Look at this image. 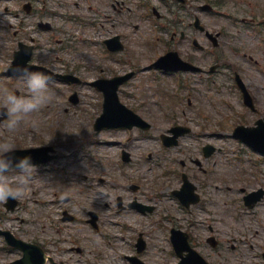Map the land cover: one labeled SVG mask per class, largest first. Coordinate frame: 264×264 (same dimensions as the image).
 <instances>
[{"label": "rangeland", "instance_id": "rangeland-1", "mask_svg": "<svg viewBox=\"0 0 264 264\" xmlns=\"http://www.w3.org/2000/svg\"><path fill=\"white\" fill-rule=\"evenodd\" d=\"M26 1L0 0V65L8 64L11 49L20 38L27 42L31 41L32 35L42 44V48L36 51V54L40 53L38 58L44 56L41 50L46 49L47 54L57 57L55 65L59 69L64 60L70 65L79 63L82 67L77 74L84 81L77 87L57 80L50 82L51 100L38 111L26 115L17 128L8 129L5 121L0 122V144L6 138L14 140V146L21 147L53 144L60 154L49 167H36L25 194L18 198L17 208L8 210L5 201H0V227L25 239L51 240L49 244L47 242L51 250L68 246L69 264H133L127 256L136 252L135 240L141 232L148 243L143 254L147 264H177L179 258L170 240L172 227L187 230L192 244L213 264H264V198L250 209L245 206L240 191L241 186L248 190L264 187V162L262 165L258 162L260 155L256 153L238 157L237 148L241 144L231 137L230 129L245 119L257 118L250 110L241 107L240 93L234 86L235 72L255 95L258 108L264 111V22L260 20L264 0H196L184 8L170 2L169 7H161L163 17L156 23L150 21L156 20L155 16H146L151 9L135 6L138 0H126V5L133 10L129 13L126 7L122 9L112 21L115 23L113 27L100 15L109 12L107 0H76L80 5L76 11L96 21L87 27L66 21L65 15L76 7L75 0H31L39 9L45 5L57 12L43 16L44 20L49 19L58 25L61 30L56 32L45 31L35 24L39 16L23 8ZM206 2L214 5L212 10L197 6ZM195 14L209 30L222 31V36L218 48L211 47V52L197 55V63L200 62L207 71L202 80H211L198 84L196 87L200 90H192V103L188 106V90H178L182 97L180 102L175 98L172 100L171 95L177 86L169 80L166 83L153 81L145 66L166 47L176 48L181 53L187 50L169 37L174 30L188 32V23L182 26L180 22L192 19ZM22 19L27 24H21ZM64 25L68 28V35L81 32V36L89 37L88 42L72 41V50L70 45L64 49V43H60L67 40ZM109 30L123 34L125 49L118 54L119 63L112 64L101 49L103 39L110 36ZM198 39L202 44L207 43L201 37ZM49 42L53 51L49 50ZM215 63L219 64L218 68L209 72V66ZM100 66L108 72L111 67L116 72L141 68L126 85L136 89L133 100L136 103L142 99H154L156 103L155 98L160 100L158 104L152 101L148 106L140 105L142 113L155 122L151 131L153 138L129 142L132 161L128 164L122 163L120 157V148L128 146L124 143L125 137H121L122 133L117 136L109 131L95 132L93 128L99 113L100 94L86 82L103 74L99 72ZM4 88H18L20 95L29 94L20 78L12 79L5 74L0 76V90ZM74 90L79 95L78 104L69 101ZM164 105L174 107L167 110L178 124L186 122L196 130L193 134H185L180 144L171 148H165L157 139L160 132L173 123L172 119L168 122L165 117ZM199 108L201 114L207 110L210 117L206 119L203 114L200 117ZM193 118L197 119L192 125ZM220 118L228 122V136L211 138L210 123L216 124ZM203 129L205 131L199 135ZM208 140L217 142L221 149L204 160L208 172L203 173L190 163L193 172L184 168L196 182L203 198L201 204L187 209L171 193L179 187L180 160L188 161L185 157L189 154L198 156L196 154ZM83 162L90 165L87 170ZM164 170H168L166 174ZM8 175L10 181H15L14 172ZM131 184L138 185L139 189L133 191ZM118 196L124 201L136 197L156 208L144 214L134 209L118 211ZM66 209L78 219L63 220ZM89 210L100 216L99 231L87 222ZM210 225L217 230L220 240L216 251L210 250L205 240ZM2 245L0 239V248ZM72 247H82L84 251L78 253ZM15 254V251H0V264H7Z\"/></svg>", "mask_w": 264, "mask_h": 264}, {"label": "clouds", "instance_id": "clouds-1", "mask_svg": "<svg viewBox=\"0 0 264 264\" xmlns=\"http://www.w3.org/2000/svg\"><path fill=\"white\" fill-rule=\"evenodd\" d=\"M41 51L47 54L46 49ZM19 75L28 89V95H18L16 91L8 88L0 90V118L5 120L8 129L17 128L26 115L38 111L52 98L50 82H54L53 72L32 69L25 65ZM14 143L11 138H6L3 144H0V201H6L9 196H23L28 182L36 172L37 166L32 162L30 154L18 158L8 154L15 148ZM83 163L87 170L90 165ZM10 172H14L15 181H10Z\"/></svg>", "mask_w": 264, "mask_h": 264}, {"label": "flooded vegetation", "instance_id": "flooded-vegetation-1", "mask_svg": "<svg viewBox=\"0 0 264 264\" xmlns=\"http://www.w3.org/2000/svg\"><path fill=\"white\" fill-rule=\"evenodd\" d=\"M31 3H32V12H35L37 14V16L39 17H43L44 15L46 14H51V11L50 9H47L45 5L41 6V8H37L33 2L31 0H29ZM44 2L46 0H43ZM157 1H162L164 3L163 0H157ZM169 1H172V2H176V5L179 6V7H185L186 5H189V3L187 1H192V2H195L196 0H184V2H181L179 3L180 1H177V0H167L166 4H169ZM133 2V1H132ZM162 2H159L161 4H163ZM107 7L109 8V12H103V13H100L101 17L105 20V21H108V22H111L112 19H116L117 16L120 15L122 9H124L125 7L127 8L126 10L130 11L131 10V7L126 5V0H107ZM150 3V0H148L147 4ZM76 7H74L76 10H78L80 8V5L78 3L75 4ZM192 7H193V4H192ZM98 10H100V8H97ZM157 10V9H156ZM158 11V10H157ZM159 12V11H158ZM156 12L157 13L156 15L158 17H161V13L159 12ZM76 17V16H74ZM73 16L71 15V12L68 14V19H72ZM195 18H196V15L193 19H189V20H181V24L182 26H185L187 23H188V32L187 30L185 29H182V30H179V31H173L172 34L170 35V39L172 40H175V44L178 45V46H182V47H187V50H182V53H180L177 49H170V50H176L178 51V53L180 54V56L182 58H185V60L187 61H190L192 63H197V60L199 59V57L197 55H201L202 54H207V52H211L212 48H218L220 45H221V42L218 41L217 42V39H213L212 36H208L207 35V32L206 30H202L200 29V27H198L196 25V23L194 22L195 21ZM202 34V35H201ZM198 37L203 40H205L207 43L206 44H201V42L199 41ZM115 55V54H114ZM116 56V55H115ZM111 60H114L115 63H119V58L116 56H112V57H109ZM33 61L36 62V63H39V62H43L45 64H49L50 63V58L49 57H46V56H43V57H40L39 58V62L37 61V59L33 56ZM163 64H165V62L163 61ZM166 66H173V65H176L178 63H175V61L173 60V58L169 57L167 60H166ZM164 68H156L157 71L159 73L162 74V76L166 77L168 80L171 76H173L174 74L175 75H180L182 74L183 75V79L180 78V80L182 79V84H184L185 86H191L194 90L196 89V86L198 84H200V80H201V72L199 73H194V72H190V71H181V70H171V69H168V67H165V65H162ZM102 69L104 70L105 68L102 67ZM126 72V71H124ZM120 73V72H118ZM115 72L112 73V75H114ZM185 74H188V75H185ZM239 88V86H238ZM240 91V89H239ZM124 96L128 97V98H132L133 97V94L131 92H123ZM240 95H242V101L244 103V100H243V94L242 92L240 91ZM254 99H255V95L252 93ZM126 104L130 105V103L126 102L128 100L130 101H133L131 99H126V98H123L122 99ZM146 103H152L151 100H148L146 99L145 100ZM245 104V103H244ZM245 106H247L245 104ZM252 109V108H251ZM250 110V109H249ZM253 110V109H252ZM250 110L252 113L259 111L258 108H256L255 110ZM249 111V112H250ZM104 112V103L101 102V113ZM250 112V113H251ZM258 113H261V110L260 112ZM198 115H199V112H198ZM124 149V148H123ZM122 149V150H123ZM127 150V149H126ZM197 158V157H196ZM194 157V154H190L188 156V159L193 162L195 161V163H197L198 165V169H202V167L200 166L201 163H199ZM183 166H185L186 168L190 169V167L188 166V164L183 161ZM192 171H194L192 169ZM201 171V170H199ZM203 173H206L208 172L207 169H204L203 171H201ZM214 227H212L210 225V231L213 233L214 232ZM1 229H0V233H1ZM211 233V234H212ZM17 235V234H16ZM50 241H43L44 245L42 244V247L46 250L47 249V246ZM10 247V246H9ZM12 248V247H11ZM77 250L80 252L83 251L82 248H77ZM48 251V250H47ZM49 252V251H48ZM50 253V256L52 257L54 263L56 264H69L68 263V248L66 249H63V248H58V250H55L54 252H49ZM48 264H52V262H49Z\"/></svg>", "mask_w": 264, "mask_h": 264}, {"label": "water", "instance_id": "water-1", "mask_svg": "<svg viewBox=\"0 0 264 264\" xmlns=\"http://www.w3.org/2000/svg\"><path fill=\"white\" fill-rule=\"evenodd\" d=\"M256 132L255 131H253V132H251V133H247V134H249L248 136H251L252 137V139L254 140V142H252V140L250 141V142H252L254 145H259L260 147H264V145L262 144L264 141L262 140V138L261 137H259L257 134H255ZM19 246H21L22 248H24V247H26V248H30L31 247V245H29V244H27V243H23V242H20L19 241ZM186 247H187V245H186ZM26 259H23L21 262H23V261H25Z\"/></svg>", "mask_w": 264, "mask_h": 264}]
</instances>
